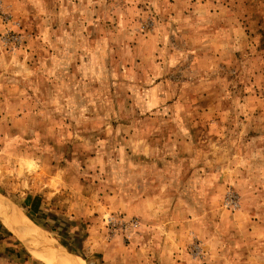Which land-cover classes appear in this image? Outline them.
<instances>
[{
  "label": "rangeland",
  "instance_id": "rangeland-1",
  "mask_svg": "<svg viewBox=\"0 0 264 264\" xmlns=\"http://www.w3.org/2000/svg\"><path fill=\"white\" fill-rule=\"evenodd\" d=\"M0 195L84 264H264V0H0Z\"/></svg>",
  "mask_w": 264,
  "mask_h": 264
},
{
  "label": "bare ground",
  "instance_id": "bare-ground-1",
  "mask_svg": "<svg viewBox=\"0 0 264 264\" xmlns=\"http://www.w3.org/2000/svg\"><path fill=\"white\" fill-rule=\"evenodd\" d=\"M4 199L0 195L1 221L11 233L31 249L35 257L45 264H84L78 257L69 255L46 240L42 232L32 226L33 224L15 205L5 199L12 207Z\"/></svg>",
  "mask_w": 264,
  "mask_h": 264
},
{
  "label": "trees",
  "instance_id": "trees-1",
  "mask_svg": "<svg viewBox=\"0 0 264 264\" xmlns=\"http://www.w3.org/2000/svg\"><path fill=\"white\" fill-rule=\"evenodd\" d=\"M61 243L65 246V247H68V245L67 244H65V243H63L62 241H61ZM69 248V247H68Z\"/></svg>",
  "mask_w": 264,
  "mask_h": 264
}]
</instances>
